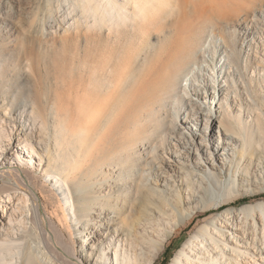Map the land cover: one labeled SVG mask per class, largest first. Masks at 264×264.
<instances>
[{
    "label": "rangeland",
    "instance_id": "374dc122",
    "mask_svg": "<svg viewBox=\"0 0 264 264\" xmlns=\"http://www.w3.org/2000/svg\"><path fill=\"white\" fill-rule=\"evenodd\" d=\"M8 1L9 10L4 8L0 13V167L17 163L38 176L43 203L51 212L58 202H53L50 192L44 190L42 181H46L47 188L58 193L71 226L69 231L65 223L55 219L52 241L63 251L73 232L77 252H86L90 236L85 227L101 230L100 238L112 240L104 233L108 221L102 224L99 216L101 195L121 203L126 196H133L131 187L149 172L150 180L155 177L159 181L154 182L161 185L158 165L167 166L172 147L168 149L172 141L176 142L168 126H183L181 107L189 103V97H195L190 84L196 81L204 85L193 73L181 79L175 76L183 72L187 60L192 62L187 52H195L198 37L205 36L210 28L198 19L193 24L175 23L179 18L175 13L178 0H86L89 26L84 19L85 9L74 0ZM206 2L230 12L247 0ZM227 3L230 8L225 7ZM259 26L263 28L261 33L253 24L255 38L262 37V42L264 24ZM245 30L236 23L227 25L226 32L215 35L219 36V44L214 43V49L222 63L225 59L232 61L224 65L219 80L225 88L231 84V113L241 112L247 120V146L241 143L234 151L227 150L223 169H207L215 180H220L223 191L209 198L208 204L201 202L192 216L174 227L153 264L162 262L166 247L172 244L167 263L171 264L207 216L264 201V45L252 42ZM232 36L237 48L229 46L224 51ZM222 53H228L227 58ZM207 63L214 67L217 64ZM209 79L214 78L210 75ZM210 82L207 91L216 92L218 99L214 80ZM218 129L216 122L213 132L198 140L207 144L212 134L219 139ZM254 136L262 141L258 144ZM198 152L195 160L200 161ZM153 169L155 173L157 170L154 176ZM123 184L126 190L119 197ZM95 195L90 222L86 224L87 218L78 215L75 202L84 196L89 203ZM124 208L134 211V200ZM0 213L2 216L1 207ZM108 213V219L114 217L112 210ZM25 214L18 220H11L7 212L5 218L0 216V224L4 223L0 242L6 248L17 246L0 255V264H22L29 248L38 259L46 258L44 252L48 249L31 222L24 220ZM124 215L122 211L120 220ZM94 218L98 223L92 228ZM108 251L111 259L107 264H113L114 249ZM94 256L99 258L96 253Z\"/></svg>",
    "mask_w": 264,
    "mask_h": 264
},
{
    "label": "bare ground",
    "instance_id": "6f19581e",
    "mask_svg": "<svg viewBox=\"0 0 264 264\" xmlns=\"http://www.w3.org/2000/svg\"><path fill=\"white\" fill-rule=\"evenodd\" d=\"M74 2L85 9L84 19L89 26L86 0H74ZM177 3L179 6L176 7L175 13L179 14V18L175 19V23L181 21L193 24L198 19V21H205L203 25L210 29L204 34L205 36L198 37L195 52H187L192 62L187 60L183 72H178L175 76L181 79L193 73L196 79L198 77L202 83L204 82V85L201 87V84L196 81L190 84L195 97H189L190 104L181 107L184 109L183 126L179 127L173 123L168 126L174 133L172 137L174 136L176 142L172 141L168 149L170 151L172 147L169 158L164 157L170 160L166 163L167 166L158 165L162 173V175L158 173L161 177V185L154 182L159 181L155 177L152 181L150 180L149 172L142 175L141 181L135 187H131L133 196H126L121 203L119 200L115 203L112 197H105L106 194L101 195L99 203L102 205V211L99 216L102 218V224L108 221L104 233L107 232L112 240L100 238L98 235H101L102 231H90L91 227L88 226L85 229L90 239L86 240L88 242L86 252L84 250L77 252L73 232L71 241L65 242V250L62 251L52 241L51 235L55 236V234L51 226L54 225L55 219L62 224L65 223L69 231L71 226L58 193L51 187L48 189L46 181H42V186L45 187L46 192H50L52 201L58 202V206L51 212H47V205L43 203L44 195L41 194L38 185V176L17 163L0 167V181H2L0 199L4 198L0 201L2 209V216L1 213L0 216L5 218L7 212L11 220H18L21 214L26 213L24 220H27L26 223L31 222L33 230L43 239L48 249L44 252L45 259H38L30 248L26 249L22 264H107L111 259L108 251L111 248L114 249L115 255V262L112 259L113 264H153L174 227L192 216L193 209L199 208L202 203L208 204L209 198L219 196L223 191L220 180H215L207 169L215 171L223 169L227 150L234 151L241 143L246 147L248 129L247 120L242 118L241 112L234 115L230 111L231 84L225 88L219 80L223 74L224 65L231 64L232 61L225 59L226 63H222L223 59L217 56L214 47L215 44H219V36L215 35L218 31L226 32L227 25L236 23L246 29L245 35L247 38L252 37V42L256 45L259 43L264 45V40L262 42L259 40L262 37L255 38L253 27V24L259 27V30L256 29L257 33L263 30L259 25L261 22L264 24V0H247L237 11L230 12H225L222 10L224 7L209 4L206 0H178ZM225 7H229V4L227 3ZM4 8L9 10L8 0H0V13L4 11ZM222 37L220 36V39ZM229 46L237 48V42L233 36L226 41L224 51H227ZM210 47H213L212 51ZM222 54L227 58L228 53ZM202 60L205 62L203 63ZM208 61L216 62V67L213 64L209 65ZM228 69L230 70L231 66H228ZM210 70L213 71L212 74ZM230 71L228 76L231 75ZM210 75L214 79H209ZM210 80H214L213 87L218 91V99L216 92L207 91V87L209 89L212 85ZM234 93L238 98L236 89ZM190 112L192 116H189ZM218 117L219 120L216 119ZM233 117L236 119L234 120ZM216 122L219 127V139L212 134L207 144L199 141V137L204 138V135L213 132ZM163 133L161 139L164 144ZM254 139L258 144L262 141L257 136H254ZM154 149L157 148L154 147ZM194 150L197 152L195 153ZM198 151H201L200 161L195 160ZM201 155L205 161L202 160ZM232 155L231 153L230 156ZM262 167L264 168V164ZM48 174L52 175L50 172ZM152 174L153 176L157 174V170L155 173L153 169ZM57 178L60 177L57 176ZM125 190L123 184L119 197L124 195ZM132 200L135 202L134 211L125 209V204L131 203ZM95 201L96 195L90 198L88 205L84 196L75 202L78 215L87 218L86 224L90 222L89 215H92L90 212L93 211ZM109 209L112 210V214L114 213V217L110 219H108ZM122 211L125 215L123 220H120ZM97 223V219H92V228L97 227ZM2 226L4 223L0 224V228ZM16 248H6L3 242H0V255L10 253ZM94 253L98 254L99 258H95ZM171 264H264V201L246 204L238 209L225 208L214 215L207 216L177 252Z\"/></svg>",
    "mask_w": 264,
    "mask_h": 264
},
{
    "label": "trees",
    "instance_id": "16d2710c",
    "mask_svg": "<svg viewBox=\"0 0 264 264\" xmlns=\"http://www.w3.org/2000/svg\"><path fill=\"white\" fill-rule=\"evenodd\" d=\"M242 200H246L245 198L244 199H242ZM172 244H169L167 247H166V249H165V251H164V253H163V256H164V258H163V260H162V262L160 263V264H167L168 263V253L170 252V250L172 249V246H171Z\"/></svg>",
    "mask_w": 264,
    "mask_h": 264
}]
</instances>
